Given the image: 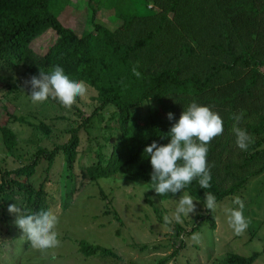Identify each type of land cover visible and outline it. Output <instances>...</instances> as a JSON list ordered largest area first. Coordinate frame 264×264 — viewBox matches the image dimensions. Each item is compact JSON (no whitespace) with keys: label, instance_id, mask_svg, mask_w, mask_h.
I'll list each match as a JSON object with an SVG mask.
<instances>
[{"label":"trees","instance_id":"1","mask_svg":"<svg viewBox=\"0 0 264 264\" xmlns=\"http://www.w3.org/2000/svg\"><path fill=\"white\" fill-rule=\"evenodd\" d=\"M66 1L0 0L1 65L21 69L26 80L60 65L70 79L82 80L93 90L95 103L83 115L76 106L80 102L77 97L73 107L78 112H72L80 122L63 123L57 130L65 141L49 149L41 145L40 138L51 140V126L41 119L35 124L25 122L32 128L31 136L17 138L33 148L27 157L16 150L11 128L0 120L3 152L12 156L10 163L15 164L8 166L6 157L0 160V213L5 226L9 228L4 209L11 203H17L26 214L38 213L48 210L46 199L51 201L57 195L58 209L66 208L83 183L120 175L123 180L142 184V193L158 220H162L159 210L151 200H168L183 191L191 195L200 204L198 218L202 219L192 225L189 234L200 231L203 223L207 224L205 232L213 231L215 218L204 208L205 192L213 193L218 202L237 194L246 179L264 174V0H85V29L80 34L58 19ZM98 9L111 14L118 25L109 31L102 28L94 15ZM48 29L55 33L53 44L42 55L32 52L29 43ZM152 47L159 48L160 63L150 64L152 59L146 57ZM137 63L140 79L131 71ZM26 80L13 89L30 94ZM48 101L67 111L57 100ZM192 101L209 106L223 120V134L208 145L211 187L201 188L197 178L184 190L162 196L152 188L153 169L144 148L153 141L169 143L170 127ZM2 103L3 108L11 105L5 98ZM241 111L243 118L238 126L254 139L247 151L238 148L232 130L235 121L231 117ZM168 112L174 114L172 121L167 118ZM6 113L14 117V112ZM18 121L24 122L21 117ZM101 121L107 134L104 139L114 135L115 141L108 152L94 150L95 160L86 166L77 150L79 127L89 129ZM42 163L46 173L57 171L54 192H47L42 182L35 187L34 176ZM173 230L175 235L182 233L177 224ZM6 233L10 235V230ZM19 234L23 235L18 227ZM206 235L209 238L210 234ZM66 239L86 256H116L99 244ZM17 240L22 247L0 239V254L3 246L10 244L0 264L20 263L22 251L31 243L23 236ZM260 253L252 251L243 256L229 251L218 264H251ZM176 254L173 250L155 264H165Z\"/></svg>","mask_w":264,"mask_h":264},{"label":"rangeland","instance_id":"2","mask_svg":"<svg viewBox=\"0 0 264 264\" xmlns=\"http://www.w3.org/2000/svg\"><path fill=\"white\" fill-rule=\"evenodd\" d=\"M83 1L85 0L66 1L67 3L58 15L59 21L71 28L76 34H80L81 30L85 29L86 12L83 10ZM94 15L102 28H108V31L118 25V21L111 19V14L103 9H98ZM55 38V33L52 30H45L29 43V48L32 52L42 55L53 44ZM147 52L146 57L152 59L150 64H156L160 61L159 48L152 47ZM26 79L27 77L21 69H8L7 65L2 66L0 63V120H4L6 126L11 128V132L16 138L14 146L17 144L16 150L22 152L23 155L25 154V157L30 150H33L24 143H20L17 138L25 137L28 134L31 136L32 128L26 126L25 122L35 124L41 119L49 127L51 126V140L49 141L45 137L40 138L41 145L49 149L54 144L65 141V136H58L57 130L62 127L63 123L80 122V117L72 110L78 112L77 108L79 107L82 114L86 115L95 105L92 99L94 92L89 88L83 97H79L80 102L75 103L77 108L73 105L67 111L48 100L33 104L29 94L20 89H13L14 85H20ZM4 98L9 101V104L11 103L8 107H4L5 109L2 103ZM7 111L14 112V117L12 114L7 116ZM103 113L106 117L107 108L104 109ZM60 116H63V120ZM20 117L24 122L18 121ZM103 123L104 121H101L89 129L79 127L77 150L81 151V163L86 166L94 162V150L108 152L115 141L114 135L104 139V135L107 134L106 130L101 127ZM3 146L0 138V160L3 161L6 157L8 160L6 164L15 166V164L10 163L13 157L3 152L6 150ZM43 163L37 167V176H34L37 181L33 180V182H37L35 187L39 182H42V187H46V191L51 193L56 190L57 181L55 177L57 171L53 169L51 174L46 173ZM75 173L78 176V173ZM51 183L54 186H51ZM142 191V184L123 180L120 175H117L111 179L103 178L83 183L74 194L76 198H71L66 208L60 207L58 209L57 201L59 199L57 195H54L55 198L51 201L46 199V205L49 206L47 207L48 210L54 211L59 217L57 231L60 246L54 251L57 253L60 264H155L157 259L167 256L173 250H177V254L171 256L165 264H186L187 262L189 264H218V260H222L225 253L229 251L243 256H248L252 251L261 252L251 264H264V174L246 179L237 194L218 201L219 207L213 212L215 218L213 231L205 232L207 224L203 223L200 224V231L193 232L200 234L199 243H193L190 240L193 233L189 234V230L193 228V224L195 225L202 219L198 218L202 212L200 204L194 201L197 206L196 213L189 214V216L182 215V222L173 221L171 224H165L164 216H171L175 212L178 200L183 194L164 201L151 200L152 204L159 210L162 220H158ZM235 196H240L244 201V216L250 218L251 221L243 235L234 233L228 224V217L224 211L226 208L236 207L233 204ZM7 209H4V213L8 215L9 228L5 226L0 213V239L11 242L18 248L22 247L23 243L17 240L21 239L22 236L16 235L18 226H13L16 219L15 215L10 214ZM176 224L182 228L180 235H175L173 230ZM8 229L14 238L6 233ZM206 234H210L209 238ZM66 237L99 244L109 248L116 256H86L78 246ZM207 240L210 244L207 243ZM193 244L197 247H193ZM9 245L6 243L3 246L0 257H3L4 251L9 249ZM20 260L19 264H51L47 253L36 250L32 246L22 251Z\"/></svg>","mask_w":264,"mask_h":264},{"label":"clouds","instance_id":"3","mask_svg":"<svg viewBox=\"0 0 264 264\" xmlns=\"http://www.w3.org/2000/svg\"><path fill=\"white\" fill-rule=\"evenodd\" d=\"M138 68L137 63L131 71L140 79L142 73ZM25 85H30L29 95L33 104L43 103L52 98L67 109H71L77 102V97H83L87 92L86 83L82 80L70 79L60 65L52 66L49 72L41 70L39 76H31L25 81ZM167 118L172 121L174 114L168 112ZM242 118L243 111L233 114L231 119L235 123L232 130L238 148L247 151L254 139L246 130L238 126ZM223 131V120L217 112L209 106L192 101L170 127L169 143L161 145L153 141L144 148V153L150 157L153 169L151 182L156 193L162 196L168 193L176 194L197 178L201 188H210L212 176L207 161L208 145L214 138L222 135ZM204 196V208L212 213L215 212L219 207L216 196L211 192H205ZM233 204L236 207L224 210L228 217V224L236 235H243L251 221L244 216L245 203L240 196L233 198ZM196 207L193 197L183 191L175 212L171 216L165 215L164 223L171 224L173 221L180 223L182 215L195 214ZM7 210L16 216L15 224L22 230V236L27 238L31 246L47 253L51 264H60L57 253L54 251L60 246L57 231L58 215L50 209L26 214L17 203L9 204ZM190 240L193 243H199L200 234L193 233Z\"/></svg>","mask_w":264,"mask_h":264}]
</instances>
